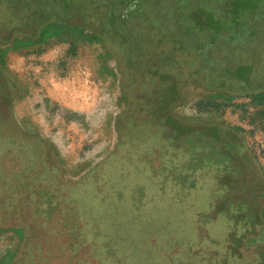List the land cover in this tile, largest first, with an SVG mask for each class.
<instances>
[{"label":"flooded vegetation","instance_id":"flooded-vegetation-1","mask_svg":"<svg viewBox=\"0 0 264 264\" xmlns=\"http://www.w3.org/2000/svg\"><path fill=\"white\" fill-rule=\"evenodd\" d=\"M60 1L0 0V43L38 39L47 27L63 26L77 31L69 35L71 40L83 42L91 35L100 39L105 53L117 61L120 99L125 105L115 120L120 138L104 159L109 176L96 185L80 186L87 206L92 203L102 208L89 206L92 211L84 213V218L86 214L91 217V212L100 213L113 227L124 213L132 216L136 208L150 219L156 209L163 210L160 203L176 191L167 171L193 160L192 166H198L197 191H204L206 199L203 208L194 212L196 221L202 222L194 228L196 240L208 239L211 245L195 246L196 255L202 258L191 260L197 259L198 264H254L263 254L264 264V248L252 252L251 261L234 253L238 247L245 254L246 239L264 226V176L259 164L241 137L226 128H219L221 138L226 139L223 145L209 137L187 142L189 127L202 132L220 125L190 124L177 111L183 102L182 90L190 82L226 96H244L263 88L264 0H70L69 8ZM221 19L225 25L213 31ZM88 27L91 34L85 32ZM249 63L253 67L245 76L242 69ZM1 64L0 141L35 152L37 168L48 151L15 125L12 103L18 91ZM47 158L49 161V155ZM92 187L100 190L94 197ZM71 188V192L76 189ZM183 193L177 192V196L182 198ZM155 205L158 207L153 209ZM216 220L224 228L220 235L212 234ZM137 252L142 254L143 264H154L149 259L152 249ZM164 263L172 264V260L164 258L160 264Z\"/></svg>","mask_w":264,"mask_h":264},{"label":"rangeland","instance_id":"rangeland-1","mask_svg":"<svg viewBox=\"0 0 264 264\" xmlns=\"http://www.w3.org/2000/svg\"><path fill=\"white\" fill-rule=\"evenodd\" d=\"M59 37L44 44L10 50L1 64L6 78L18 91L12 103L15 125L30 139L36 137L48 145L49 162L59 167L61 182L56 175L51 177L45 167L35 168V152L0 141V206H4L0 215H11L18 207L25 217L19 222L22 225L0 224V264L15 263L25 243L21 238L29 233L28 229L32 238L27 242L29 248L35 245V235L42 229L49 228L47 235L56 241L61 239L65 224L68 223L67 228L82 225L83 209L79 197L71 193V185L79 190L83 177L113 153L120 138L115 120L125 105L120 99L117 61L106 53L108 58H103L101 53L105 51L100 39L91 43L84 41L72 48L65 34ZM6 44L9 42L0 43V47ZM182 99L177 111L193 124L214 123L243 129L247 146L264 170L262 106L250 105L248 96L228 99L224 93L211 92L195 82L184 87ZM37 155L40 159V154ZM15 181L22 182V186L14 189L11 185ZM47 186L55 195L39 194V189ZM203 192L194 191L182 198L171 195L165 202H158L163 210L158 208L150 219L149 215L145 217L151 221L147 233L158 231L167 235L169 241L162 244L173 247L180 243L185 246L183 254L187 256L189 243L198 238L194 228L202 224L196 222L194 212L206 204ZM185 204L188 205L183 210ZM20 226L24 230L18 229ZM211 229L213 235H220L224 228L216 220ZM207 245L211 242L205 239L199 247ZM260 248H264V226L246 239L245 259L251 261V253ZM33 254L29 251L23 264H36ZM170 257L176 264L174 254ZM60 260L58 257L54 264H62ZM150 260L154 261V257Z\"/></svg>","mask_w":264,"mask_h":264},{"label":"trees","instance_id":"trees-1","mask_svg":"<svg viewBox=\"0 0 264 264\" xmlns=\"http://www.w3.org/2000/svg\"><path fill=\"white\" fill-rule=\"evenodd\" d=\"M60 1V0H59ZM60 3L62 4V7L69 8L70 6V0H61ZM77 6L78 4L75 3ZM34 9V8H33ZM225 19H221L219 23L214 25L212 28L213 31H215L217 28H221L225 25ZM232 22H236V19H231ZM52 26L47 27L40 35V37L37 39L40 42H45L48 37H51L52 35L58 33L59 36L61 34H65L69 41L73 42L76 41L75 39H70L69 35H76L77 31L69 29L67 30L63 26H59L55 28L53 32H51ZM83 29V28H82ZM88 36V35H87ZM92 36V35H91ZM88 39L90 36L87 37ZM94 38V36H93ZM21 43V42H20ZM5 53L4 50L0 52V62L3 63V57ZM250 66L243 68L242 72L245 73V76L249 74L250 70L252 69L253 65L249 63ZM264 65V62H263ZM248 76V75H247ZM264 84V81L262 82ZM261 90L259 92H250L246 93L244 96H248L250 98V105L252 106H262L264 108V86L263 88L260 87ZM234 96H227L228 99L232 98ZM208 126V125H206ZM199 128L205 127V126H198ZM211 127L208 131H202V132H195L194 129L188 128L187 133V142L192 141L193 143L202 140L203 137H209L210 139L214 140L218 145H223L225 143V138H221L219 128H226L228 130L234 131L237 133L241 140L246 147L247 151L253 155L255 160L257 161V157L255 156L254 152L250 150V148L247 146L245 139L242 135L241 130L238 127L228 126V125H220V126H208ZM212 129V130H211ZM211 131V132H209ZM238 136V137H239ZM30 139V136H28ZM36 138V137H35ZM38 143L40 145H44L43 149L49 148L46 143L41 141V139L37 138ZM228 145L230 144V141L227 142ZM195 145V144H194ZM45 151V150H44ZM47 156H44L45 161L40 164L37 168L45 167L46 171H48V174H50L51 177H54L53 175H56L58 178V181L61 182L60 177V171L59 167L56 164H51L48 160V154ZM38 156V155H37ZM39 159V156H38ZM43 160V159H42ZM37 162V160H36ZM49 163V164H48ZM107 163V160H104L100 162L98 165H96L93 169L87 173L83 179L80 181L81 185L88 186L93 185L95 183H100L104 181L105 177L109 176V174L106 172L104 165ZM258 163V161H257ZM194 164L193 160L188 165L184 167H172L169 171H167V174L171 176L172 181H174V184L177 186L176 191L172 192L173 197H178L177 192L184 191L183 196L188 195L190 193H193L191 191H197V181L195 178V170L198 167L197 164L192 166ZM259 164V163H258ZM259 169L261 173L264 176V170L259 165ZM34 173V172H32ZM32 178V176H31ZM11 179V178H10ZM22 183V182H21ZM20 181H15L13 185H11L14 189L19 188V186H22ZM64 186L68 187L67 183L63 184ZM96 185V184H95ZM72 187H75V185H71ZM115 187V186H113ZM110 187V188H113ZM12 188V189H13ZM24 188V187H23ZM98 187L90 190V193L92 196H96L98 194ZM116 189V187H115ZM117 191H119L117 189ZM38 192V190L36 191ZM89 192V191H88ZM54 194L50 187H44L39 189V194ZM71 193L79 197V201L81 203V209H83V213H88L92 211L90 207L95 208L97 206H94L92 203H89V206H87V202L85 201V191L84 190H73ZM118 194L122 195V193ZM182 194V193H181ZM30 204V200H29ZM100 205V204H99ZM188 204H185L183 206V210L186 209ZM101 206V205H100ZM158 206H153V209L157 208ZM101 208V207H97ZM0 209L3 210L4 206H0ZM102 209V208H101ZM0 212H3L1 211ZM132 216H129L127 213L123 214V219L118 222H114L112 224L113 227H109L111 223L107 222V218H103L102 215L99 213H93L91 212V217L86 214L85 221L81 224H78L77 227L71 226L70 228H67L68 223L64 225V228L62 229V237L61 239H58L56 241H53L51 239L52 235H47L49 228H45L41 230L40 234L35 235L34 243L35 245L29 246L27 242L31 238V230H29V233L26 235H23L21 240L25 243L22 247V249L19 251L15 263L13 264H23V260L26 254H29V251H33V259L36 260V264H54L57 263L56 259L59 257L60 262L62 264H143L141 260L143 259L142 254L138 253L139 250H151L152 249V256L154 257V264H160V262L164 261V258L168 257V260H172V257L170 255L174 254L176 264H198V261L195 262L191 260V258L200 257L202 256L196 255V253L199 254L196 249H194L195 246L200 244V240H193L191 243H189V247L187 250V256L183 254V251L185 249V246H183L180 243H175L173 247H166L164 244H162L164 241H169L170 237H165L167 235H162L158 231H152L151 233H147L148 231V224L151 222L148 218H145L144 216H141L142 213L137 211L136 208L132 209ZM126 215V216H125ZM24 215L22 212H20V209L16 207L11 215H0V224L3 223H19L21 219H23ZM84 217V216H83ZM25 218V217H24ZM83 219V220H84ZM239 221V220H238ZM197 222V221H196ZM20 224V223H19ZM22 225V224H20ZM100 225L103 227L101 228ZM28 226V225H27ZM31 228V227H30ZM18 229L24 230L23 226H20ZM145 229V230H144ZM24 236H26V239L24 240ZM164 238V239H163ZM238 240V236L234 237V240ZM61 240V241H60ZM146 241L147 243H150V246H144L143 242ZM202 242V241H201ZM239 248L237 247L236 250L234 249V253L239 255V259L245 258V254L241 253ZM164 250L166 252L164 257ZM127 251V252H126ZM233 252V251H232ZM201 253V250H200ZM168 254H170L168 256ZM132 255H134L132 257ZM258 255V254H257ZM262 255H258L257 260L254 264H262ZM13 256L11 257V259ZM128 259H130V263L128 262ZM150 259V258H149ZM261 260V261H260ZM54 261V262H53ZM151 261V260H150ZM10 262V261H9ZM245 262V261H244ZM8 264H12L8 263ZM167 264V263H164ZM172 264L173 261H172ZM242 264V263H241ZM246 264V263H243Z\"/></svg>","mask_w":264,"mask_h":264},{"label":"crops","instance_id":"crops-1","mask_svg":"<svg viewBox=\"0 0 264 264\" xmlns=\"http://www.w3.org/2000/svg\"><path fill=\"white\" fill-rule=\"evenodd\" d=\"M59 26H52V29L51 32H53L55 30V28H57ZM56 31V30H55ZM86 32V31H85ZM86 33L88 34H91L92 31H87ZM27 38H30V39H27ZM27 38H22L20 39L21 41H17V42H11L9 43V45H3V47H0V51H3L4 50V53L6 54L7 52H9L10 50H14L16 48H24V47H29V46H35V45H39V44H44L46 43L49 39H54V38H60L59 37V34L56 33L54 35H52L51 37H48L47 40L45 42H40L38 41L37 39H35L34 37H27ZM87 43H91L93 41H98V39H96L95 37L93 38V36H90V38L86 39L85 40ZM21 42V43H20ZM84 42V41H83ZM78 43H82V42H78V41H73L71 42L70 41V46L73 48L75 46V44H78ZM15 51V50H14ZM100 54V53H99ZM103 55V58L106 60L108 57L107 55L105 54V52H102L101 53ZM188 123L190 124H193L191 122L188 121ZM208 124H214V123H208ZM219 125V124H218Z\"/></svg>","mask_w":264,"mask_h":264}]
</instances>
